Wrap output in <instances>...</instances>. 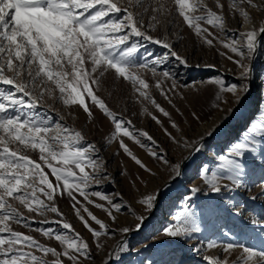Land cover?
<instances>
[{"label": "snow or ice", "instance_id": "obj_1", "mask_svg": "<svg viewBox=\"0 0 264 264\" xmlns=\"http://www.w3.org/2000/svg\"><path fill=\"white\" fill-rule=\"evenodd\" d=\"M245 3L256 7L253 0H231L230 7L247 20L249 13L242 7ZM216 6L222 7L220 0H216ZM149 13L146 28L144 16ZM165 16L182 18L183 23L209 46L213 44V38H218H209L213 34L201 22L224 31L225 17L213 11L204 0H0V264H64L62 257L70 264H81V258L90 259L89 244L74 232L57 206V198L65 195L72 202L70 207L75 216L94 238L107 234V225L87 205L103 210L112 219H115L113 212H120L124 205L102 191L91 190L93 183L100 184L96 177L103 169V162L94 155L97 151L95 145L88 143L85 146L81 131L60 122L53 124L50 117L42 116L37 109L43 105L45 96L67 107L79 106L89 118L93 116L92 109H98L114 125L110 138L106 139L118 141L123 152L148 171L122 137H128L144 148L148 146L143 140L155 144L152 136L143 130H130L131 121L111 111L93 86L99 85L105 73L112 72L115 78L131 82L140 97L150 101L164 117L170 118V114L150 96L149 84L140 74L146 70L156 75V66L164 64L169 56L180 65L188 66L187 60L172 50L171 43L148 32V29L155 30L160 23L158 17ZM262 34L264 25L253 27L239 33L238 37H232L224 45L238 57L234 63L241 69L242 83L226 86L219 77L212 78L209 83L218 85L221 92L233 95L247 92V84L243 82L251 74V62L257 52L258 37ZM141 41L160 45L169 51L162 56L146 51L140 55ZM160 76L172 79V88H175L170 71L165 70ZM155 87L168 98L160 80L156 81ZM148 115L157 124L161 123L156 115L151 112ZM171 123L172 127H177ZM165 133L173 138L166 129ZM248 133L264 137V123H253L245 137ZM256 143V140L237 142L229 154L219 156L217 167L228 173L226 178L232 187L242 186L244 165L238 158L245 152H255ZM185 147L199 151L194 143L185 144ZM29 151L38 153V160L31 158L27 154ZM148 152L168 163L151 147ZM172 168L179 175L181 164L175 163ZM219 180L215 173L204 177L212 193H220L222 187H229L228 184L221 185ZM190 191L196 193L199 189L192 187ZM77 194L86 203H82ZM90 197L105 203H96ZM155 199L154 195H146L140 203L150 210ZM14 202L35 216L56 214L59 218L52 223L57 227L31 229L35 216L24 215ZM89 219L99 226V230L91 226ZM174 219L175 223L162 229L164 236L178 238L200 230L188 207H184ZM138 220L137 230L142 227L145 217L141 215ZM252 223L264 226V220ZM12 224L54 238L62 251L39 242L32 235L13 230ZM121 231L128 233L130 229L124 227ZM208 247L216 245L209 243ZM237 248L241 254L235 261L210 256L203 258L207 264H264V250L243 243H227L223 251L231 254ZM125 250L126 245L118 246L116 253ZM49 255L53 259L49 260Z\"/></svg>", "mask_w": 264, "mask_h": 264}, {"label": "rangeland", "instance_id": "obj_2", "mask_svg": "<svg viewBox=\"0 0 264 264\" xmlns=\"http://www.w3.org/2000/svg\"><path fill=\"white\" fill-rule=\"evenodd\" d=\"M204 2L225 17L223 32L201 22L213 34L209 38H218H213L211 46L204 43L179 16L158 17L160 23L155 30L148 29L150 35L171 43L172 50L188 63V66L180 65L169 56L164 64L156 66V75L146 70L140 73L149 84L147 91L150 96L170 114V118L164 117L150 101L140 97L131 82L115 78L112 72L105 73L99 85L93 86L111 111L131 121L130 130H143L152 136L155 144L142 138L143 142L160 157L166 158L168 163L152 157L148 147L142 148L128 137H122L149 170L136 165L119 147L118 141L106 139L110 138L114 125L96 108L92 109L93 116L89 118L79 106L67 107L45 96L43 105L37 109L42 116L50 117L53 124L60 122L81 131L85 146L88 143L95 145L97 151L94 155L103 162V169L96 177L100 184L93 183L91 190L102 191L124 205L120 212H113L115 219L103 210L87 205L107 225V234L94 238L75 216L70 199L66 195L57 198L63 218L89 244L90 259L81 258V264H105V261L107 264H207L205 256L235 261L241 250L237 248L227 254L223 251L227 243H243L256 250H264V226L252 223L264 220V137L255 133H248L245 137L253 123H264V34L258 37L257 52L251 62L252 71L243 82L247 84V92L233 95L221 92L218 85L209 83L215 77L221 78L226 86L242 83L239 76L241 69L234 63L238 57L224 45L232 37H238L239 33L264 25V0H253L256 7L246 3L242 5L249 13L247 20L230 7L231 0H220L222 7L216 6V0ZM150 15L144 16L146 28ZM141 44L140 55L146 51L162 56L169 51L154 43L141 41ZM230 56L232 59H229ZM165 70L173 74L174 89L172 79L160 76ZM157 80L167 91V99L155 87ZM149 112L156 115L161 123L152 120ZM170 120L177 127H172ZM165 129L174 139L165 133ZM252 140L257 141L255 152H245L238 158L244 165L242 186L232 187L226 178L228 173L217 167L219 156L229 154L232 145L237 142ZM193 143L198 152L192 147H185V144ZM27 154L38 160V153L29 151ZM175 163L181 164L179 175L172 168ZM213 173L220 177L221 185L228 184L229 187H222L220 193L210 192L204 177H211ZM49 178L54 181V177ZM192 187L199 191L192 193ZM116 193L120 196L116 197ZM146 195L156 197L150 210L140 203ZM77 198L86 203L78 194ZM90 198L96 203H105L96 197ZM14 204L24 215L35 216L18 203ZM184 207L192 210L200 230L184 237L164 236L162 229L175 223L174 217ZM82 214L87 218L85 213ZM141 215L145 220L137 230L135 225ZM58 218L54 213H48L46 217L35 216L30 228H55L57 225L52 221ZM45 219L48 223H43ZM89 223L99 230L95 222L89 219ZM11 227L62 251L54 238L44 237L22 225L12 224ZM124 227L130 231L123 233L121 229ZM209 243H214L216 247H208ZM123 245H126V250L116 253L117 247ZM47 258L53 259L51 255ZM62 259L64 264H70L66 258Z\"/></svg>", "mask_w": 264, "mask_h": 264}]
</instances>
